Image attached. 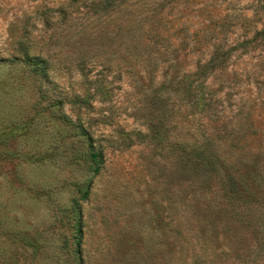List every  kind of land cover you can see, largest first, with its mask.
Returning <instances> with one entry per match:
<instances>
[{"label":"rangeland","instance_id":"1","mask_svg":"<svg viewBox=\"0 0 264 264\" xmlns=\"http://www.w3.org/2000/svg\"><path fill=\"white\" fill-rule=\"evenodd\" d=\"M74 201L82 264H264V0H0V264Z\"/></svg>","mask_w":264,"mask_h":264},{"label":"trees","instance_id":"2","mask_svg":"<svg viewBox=\"0 0 264 264\" xmlns=\"http://www.w3.org/2000/svg\"><path fill=\"white\" fill-rule=\"evenodd\" d=\"M34 66H38L39 60H34L32 59ZM81 100L80 97L76 96L74 97L73 101L74 102H79ZM64 118V117H62ZM84 139V138H83ZM84 142V149L81 152V158H82V163L85 166L86 170L88 171L89 178H87V181L83 183L82 187L79 188V192L81 193V198H85L86 193L88 191L87 187L90 182V178L94 175L97 174L101 160H102V155L100 150H93V146L90 142H85V140H82ZM78 203L74 201L72 205L70 206V211H71V221H70V228L72 229L73 232V240H72V248H71V253L73 255L74 261L73 264H82L81 258L79 256V245H80V237H81V223L80 219L78 218V212L79 209L77 208Z\"/></svg>","mask_w":264,"mask_h":264}]
</instances>
